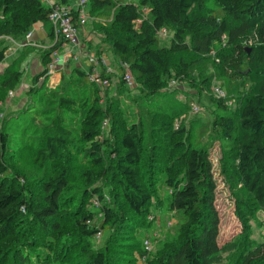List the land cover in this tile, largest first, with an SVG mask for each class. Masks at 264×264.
I'll return each instance as SVG.
<instances>
[{
    "label": "trees",
    "instance_id": "trees-1",
    "mask_svg": "<svg viewBox=\"0 0 264 264\" xmlns=\"http://www.w3.org/2000/svg\"><path fill=\"white\" fill-rule=\"evenodd\" d=\"M0 10L5 15L0 35L6 36L0 40V65L9 47L7 38L21 41L37 23L47 26L56 38L51 7L42 0H0ZM92 18L103 42L120 60L124 86L126 68L132 71L147 111L173 118L174 113L163 104L168 80L196 87L193 71L212 54L222 69L229 67L246 77L235 110L225 98L212 100L217 107L212 130L220 141L222 174L236 192L237 214L245 221L264 211V0H90ZM163 29L172 33L169 46L159 45ZM251 31L258 43L248 51L239 40ZM62 41L58 37L43 51L45 68ZM45 68L36 81L46 76ZM89 73L75 67L71 78H62L58 92L51 95L32 89L31 95L43 98L35 100L13 129L0 130V264H123L116 247L124 245L122 231H130L133 216H144L151 203L143 165L147 152L155 148L145 141L143 120L138 125L125 122L117 99H107L106 107L102 105L100 89L89 80ZM252 75L255 79L247 87ZM21 78L20 70H9L0 87L15 91ZM166 118L160 122L166 133L165 186L170 190L169 207L181 224L176 237L164 242L144 263L223 264L225 253L238 250L233 264H264V241L254 244L245 239L240 244L219 245L217 183L213 162L202 146L207 131L196 129L194 141L186 146L181 139L187 129H174ZM108 119L114 139L101 141V128ZM35 120L41 124L34 126ZM21 130L25 143L33 139L31 161L45 172L42 178L26 176L13 164L10 152L19 150L14 139H20L16 131ZM108 148L113 164L84 171L82 187L70 192L67 161L81 154L98 168ZM108 176L122 199V212L106 204L96 185ZM93 199L101 207L100 222L86 208ZM105 233H109L107 243L95 249L91 239ZM40 248L46 252L34 256ZM133 251L144 256L142 250ZM126 261L136 264L135 259Z\"/></svg>",
    "mask_w": 264,
    "mask_h": 264
},
{
    "label": "rangeland",
    "instance_id": "rangeland-1",
    "mask_svg": "<svg viewBox=\"0 0 264 264\" xmlns=\"http://www.w3.org/2000/svg\"><path fill=\"white\" fill-rule=\"evenodd\" d=\"M71 2H74V0H71ZM44 4L49 6L48 3ZM4 20L5 15L0 10V22ZM95 22V18L89 19L86 31L89 33L87 35L81 33L82 45L84 46L82 47L83 52L80 55L78 54V59L76 61L73 58L66 59L52 77H41L37 81L36 77L44 71L45 64L41 68V66L36 65V61H41L43 51L51 47L54 42L53 38L49 40L48 47L42 51L26 44L23 45L27 42L29 34L26 38L16 43L12 38H7V45L9 47L6 52V58L0 65V82L6 77L7 72L12 69L20 70L22 78L17 89L13 91V95H10L9 91L0 87V130L10 131L13 129L18 123L19 117L23 116L33 106L35 100L43 98L41 94L38 96L31 95L30 91L32 89H35L37 92L44 90L50 95L52 92H58V88L62 84V78H71L70 76L75 67L85 68L86 63L89 65L86 51H91V54L99 57L101 60L100 66L97 69L99 81L94 83L100 89L102 105L106 107L107 99H117L119 110H121L125 122L138 125L143 120L145 141L153 145L152 148H155L154 152H147L143 165V174L151 186V203L144 216L136 217L131 213H127V216L134 217V223H131L132 228L130 231H122L124 237L121 238V244L124 245L116 247L121 260H123V264H127L126 260L129 258L135 259L136 264H145V259L159 252L164 242L176 237L177 230L181 224L178 216L176 217L177 213L169 207L170 190L165 186V168L168 165L165 150L166 135H164L166 133L165 129H161L160 122L165 120L166 117L158 115V112L154 110L151 112L146 110L141 103L144 99L141 96L140 86L134 76L133 86L123 85L122 72L119 70L121 66L120 60L116 58L109 46L103 42L102 34L97 31ZM101 22L103 23V21ZM33 31H35L34 27L32 28ZM90 35L93 37L92 39H90ZM4 38L6 36L0 35V40ZM171 39L172 33L163 32L159 36V45L169 46ZM239 42L249 50L253 45L258 43L255 31L245 34ZM36 44H39V42H36ZM17 50L19 51V55H12ZM174 60H170V63L173 64ZM90 67L88 70H90ZM170 68L172 75H174L175 70L173 65ZM127 71H129L128 68H126ZM130 72L132 73V71ZM56 74L59 75V78L54 77ZM193 75L196 80V87H192L190 83L178 80H174L173 83V80H168L162 91L163 104L174 115L172 116L173 118H166V120L171 122L174 129L181 126L187 129L186 137L181 139L186 146L194 141V134H196L194 131L196 129L198 131L200 129L207 131L202 146L207 148L210 159L213 162L214 177L217 183L215 204L220 216L219 245L224 246L229 243L240 244L245 239L254 244L261 243L264 241V211L256 212L245 221L237 214L236 192L228 185L222 174L220 141L213 137L214 133L212 130V124L215 122L217 115V107L213 104L212 100L218 97L225 98L229 106L235 110V105L242 95L239 92L245 90L241 82L246 77L237 73L235 69L229 67L222 69L219 66L218 60H215V54H212L199 67L195 68ZM253 79H255L254 75L248 79L247 87L251 85L250 81H253ZM152 119L153 121L151 122L150 120ZM40 124L39 121H34V126ZM111 126L110 119L104 121L103 128H101V141H112L114 139ZM17 128H20V126ZM16 133L20 139H14V143L19 150L15 152L16 150L12 149L10 152V155L13 156V164L26 176H33L34 179L44 177L45 172L33 165L31 161L32 148L30 146L33 144V139H28L25 143L26 135H24V131H16ZM113 160L114 156H112L109 148L106 150L103 165L98 168H94L86 158L82 159L81 154H77L74 159H69L67 161V164L71 168V187L69 191L76 192L75 190L78 187H82V175L84 171H99L112 165ZM176 168L181 170L179 165ZM96 185L102 190L106 204L113 207L116 212H122V199L121 197H117L116 191L114 192L116 185L113 183L112 177L108 176ZM96 200L93 199V202L86 204V208L92 210L96 214L97 221L100 222L103 214L100 205L95 204ZM108 236L109 233L95 235L91 239L92 246L95 249L104 247ZM136 248L144 251V256H140L138 251H133ZM132 251L134 253H131ZM45 252L44 249L40 248L35 251L34 256ZM238 256V250L225 253L223 264H233ZM33 260L35 261V259Z\"/></svg>",
    "mask_w": 264,
    "mask_h": 264
},
{
    "label": "built area",
    "instance_id": "built-area-1",
    "mask_svg": "<svg viewBox=\"0 0 264 264\" xmlns=\"http://www.w3.org/2000/svg\"><path fill=\"white\" fill-rule=\"evenodd\" d=\"M44 3H48L51 7L50 21L53 25L56 37L63 39L60 47L64 45H70L79 47L81 42V32L85 28L89 19L90 0H76L74 3L61 4L54 3L51 0H42ZM166 32L165 29L161 33ZM31 36L29 33L28 37ZM74 58L78 59L77 56ZM88 62L90 64L89 80L91 82L99 81V73L97 72L100 66L101 60L94 54L87 55ZM63 63V56L57 49L51 55L50 62L47 64L45 71V77H52L57 71L58 67ZM124 80L127 86L134 85V78L130 71H127ZM174 83V80L172 81ZM10 95H13V91H10ZM106 124V122H105ZM98 205V201H95Z\"/></svg>",
    "mask_w": 264,
    "mask_h": 264
},
{
    "label": "crops",
    "instance_id": "crops-1",
    "mask_svg": "<svg viewBox=\"0 0 264 264\" xmlns=\"http://www.w3.org/2000/svg\"><path fill=\"white\" fill-rule=\"evenodd\" d=\"M60 0H51V2H54V3H58ZM73 1V0H72ZM76 0H74V2H75ZM69 2L70 3H74V2H71V0H69ZM88 26H86L83 30H82V34H85V35H87L89 32H86L87 31V28ZM34 29H35V31H33V32H31V36L29 37V38H27L28 40H27V42L26 43H24L23 45H29V46H32V47H35V48H37V49H39L40 51H42L44 48H46V47H48V42H49V40L52 38L51 36H50V33H49V28L47 27V26H45V25H43V24H41V23H37L36 25H34ZM81 34V35H82ZM56 35V34H55ZM91 36V35H90ZM81 38H82V36H81ZM93 37L91 36L90 37V39H92ZM57 37L55 38V39H53L54 40V42H53V44L55 43V41H57ZM14 41V40H13ZM36 42H39V44H36ZM16 43V42H15ZM52 44V45H53ZM22 45V46H23ZM51 45V46H52ZM90 45H92V44H90ZM20 46V45H19ZM84 45H82V39H81V42H80V46L79 47H74V46H70V45H64V47H59L58 48V50H59V52H60V54H62V56H63V62L66 60V59H71V58H73L74 59V61H76V58H74L75 56H79L80 55V53L81 52H83L82 51V47H83ZM50 48V47H49ZM79 52V53H78ZM84 53H85V51H84ZM19 55V51L17 50V51H15V52H13L12 53V55ZM79 54V55H78ZM86 54H91V51L89 52V51H86ZM36 65L38 66H41V68H42V66L44 65V62H43V57L41 58V61L40 60H38V61H36ZM89 66H90V64L88 65L87 63H86V66H85V68H83V69H85V70H88L89 69ZM55 78L56 77H58L59 78V75L58 74H56L55 76H54Z\"/></svg>",
    "mask_w": 264,
    "mask_h": 264
},
{
    "label": "water",
    "instance_id": "water-1",
    "mask_svg": "<svg viewBox=\"0 0 264 264\" xmlns=\"http://www.w3.org/2000/svg\"><path fill=\"white\" fill-rule=\"evenodd\" d=\"M249 51V50H248Z\"/></svg>",
    "mask_w": 264,
    "mask_h": 264
}]
</instances>
